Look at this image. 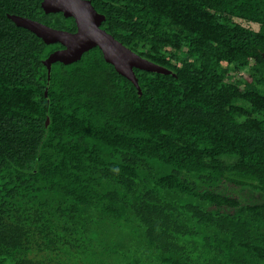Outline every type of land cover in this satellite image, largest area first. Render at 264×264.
<instances>
[{"label": "trees", "instance_id": "1", "mask_svg": "<svg viewBox=\"0 0 264 264\" xmlns=\"http://www.w3.org/2000/svg\"><path fill=\"white\" fill-rule=\"evenodd\" d=\"M90 2L172 73L93 47L47 83L63 46L7 14L74 19L0 0V264H264V0Z\"/></svg>", "mask_w": 264, "mask_h": 264}, {"label": "water", "instance_id": "2", "mask_svg": "<svg viewBox=\"0 0 264 264\" xmlns=\"http://www.w3.org/2000/svg\"><path fill=\"white\" fill-rule=\"evenodd\" d=\"M40 5L45 13L62 12L65 17H72L76 25V30L69 32L27 17L7 14L16 26L28 29L46 44L59 43L63 46L51 52L43 60L47 83L54 62L70 64L79 60L83 53L93 47H98L104 60L113 65L117 73L132 82L138 95H141V89L133 68L161 74L172 73L169 69L141 57L102 29L100 24L105 17L94 9L90 0H41ZM261 55L264 57V52ZM44 96H47V88L44 90ZM47 124L48 117L45 120V126Z\"/></svg>", "mask_w": 264, "mask_h": 264}, {"label": "rangeland", "instance_id": "3", "mask_svg": "<svg viewBox=\"0 0 264 264\" xmlns=\"http://www.w3.org/2000/svg\"><path fill=\"white\" fill-rule=\"evenodd\" d=\"M245 25H246V26H249V27H251V28H253V29H257V25H255V24L245 23Z\"/></svg>", "mask_w": 264, "mask_h": 264}]
</instances>
